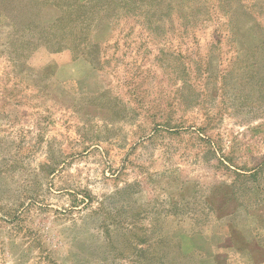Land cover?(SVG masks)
I'll use <instances>...</instances> for the list:
<instances>
[{
  "label": "rangeland",
  "instance_id": "1",
  "mask_svg": "<svg viewBox=\"0 0 264 264\" xmlns=\"http://www.w3.org/2000/svg\"><path fill=\"white\" fill-rule=\"evenodd\" d=\"M0 264H264V0H0Z\"/></svg>",
  "mask_w": 264,
  "mask_h": 264
},
{
  "label": "trees",
  "instance_id": "2",
  "mask_svg": "<svg viewBox=\"0 0 264 264\" xmlns=\"http://www.w3.org/2000/svg\"><path fill=\"white\" fill-rule=\"evenodd\" d=\"M205 257H207V256L205 255Z\"/></svg>",
  "mask_w": 264,
  "mask_h": 264
}]
</instances>
